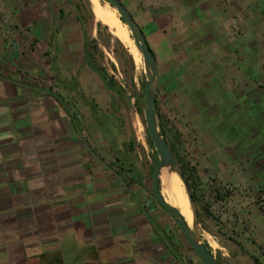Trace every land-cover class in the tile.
Masks as SVG:
<instances>
[{"label":"crops","instance_id":"obj_1","mask_svg":"<svg viewBox=\"0 0 264 264\" xmlns=\"http://www.w3.org/2000/svg\"><path fill=\"white\" fill-rule=\"evenodd\" d=\"M69 1L0 0V264H202L170 234L117 95L85 63ZM120 1L157 60V117L171 141L185 134L183 157L219 198L210 209L229 215L208 221L234 244L211 235L210 250L253 264L241 239L264 245V13L248 11L252 0ZM61 61L78 80L55 79ZM34 69L40 80L25 74Z\"/></svg>","mask_w":264,"mask_h":264},{"label":"rangeland","instance_id":"obj_2","mask_svg":"<svg viewBox=\"0 0 264 264\" xmlns=\"http://www.w3.org/2000/svg\"><path fill=\"white\" fill-rule=\"evenodd\" d=\"M76 3H77V0L74 2L70 0L69 8H67L65 13L71 18L72 20L71 23L74 24L75 25L74 27H76L77 29L78 40H81L82 36L84 35V32H83L82 23L77 19V11H76V6H75ZM100 3L105 8L110 7L109 5H107L108 3L105 0H100ZM249 4H250L249 10H248L249 12H253L254 14L264 13V0H252L250 1ZM89 6L91 9V5ZM110 8L114 9L112 7ZM83 12L86 18L84 27H85L86 36L89 42V50L93 52L95 62L98 65L103 66L106 69V71L115 78L118 84L123 88V92H126L128 95H130V101H128L126 100L125 97H121L116 94L118 103H119V110L121 112L120 114H122L123 127L126 131L131 133L134 137L136 147H137V152L140 155V158H141L140 160L142 162V165L145 168V172L147 176V188L151 192L150 166L152 165L153 159H154V154H153L154 148L150 147L148 144L147 136H146V127H145V123L143 120V113L141 114L138 113L137 106H136L137 96L138 94L142 93L141 82H144L145 80V73H144V68H143L142 57L139 51L137 50V48H135L136 46H135V43L133 41L131 34H130L131 42L129 43L124 42L122 39H120L117 35H115L110 30L109 26L106 23L99 20L97 17H94V15L90 16L88 13L87 7L83 8ZM56 40L59 41V38H57ZM245 40L247 41L251 40L249 34L245 38L241 39V41H245ZM38 46H40L41 48L43 45L40 43ZM58 51H60L59 47H58ZM245 51H246V57L250 59L253 56L252 52H250L247 48H245ZM232 53L235 54L234 50L232 51ZM241 57H243V54L240 57H238L240 61L236 65L237 67L239 66V68L242 70L243 74L245 75L244 70H245V67H248L247 66L248 64L246 63V61L248 60L245 59L244 57L241 59ZM50 69H51V72L53 73V76L54 77L57 76L55 77V79L59 78L60 80H78L76 79V75H74L75 70L73 69L70 70L67 67V65H65V63H63L62 61L54 65L52 64V66H50ZM35 70L36 69L27 70L28 72H25L26 75L30 76L29 80H40L36 78L35 76L31 77L33 73L37 74V70L36 72ZM240 74L235 77L236 80L239 78L243 79V77H245L243 76V74L242 75ZM73 75L74 77H72ZM92 78H94L93 80H99L97 78V75L94 73H92ZM109 94H115V93L110 91ZM59 102L61 103L62 101L59 99ZM226 105L229 106L228 104ZM140 106L142 108V97H141ZM170 108L171 106L168 104V101H160L159 110L160 112L166 115L167 123L172 124L173 127L176 129H180L179 127L181 126V124L179 122V118L177 120L174 114L171 113ZM137 135L138 137H140L138 140H137ZM184 135L185 134H183V136ZM183 136H179L178 134L176 136L175 141L177 142V145L180 147V151H179L180 154L183 156L184 155L187 156L186 154V152L188 151V149H186L187 139L184 137L185 138L184 139L185 142H184ZM252 154H253L252 155L253 158H255L256 156H258V154H260V152L255 148L252 151ZM214 156H216V158L219 159V152H216V155ZM48 196L49 194L46 195L45 200H47ZM222 206L224 205L222 204L219 208L216 209L217 210L216 213L219 216L221 215V217H219L220 221L216 223L217 225L228 221L229 215L225 214V212L222 214L219 213V210L224 211L225 209V208H222ZM262 206L264 207V201H263ZM168 227L170 229V234L173 235L175 238H177L180 242H182L184 246L182 248V251L193 254L194 252L192 248L190 247L189 243L184 238L183 234L180 232V230L175 225L174 221L169 215H168ZM224 230L228 232L231 231V235L234 239H240L242 236L239 230L237 231H235L234 229L230 230L229 227L228 228L224 227ZM212 231L213 230L211 228L210 222L208 221V218L206 216H202L201 222L199 220V233H200L201 240L204 243L208 245L207 240H211L209 236L215 235L216 239L215 238L214 239L218 240L219 243L226 244V245L230 244V246L234 244V242L231 241L230 238H227V236H225V233L223 232V230L216 229V234H213ZM241 240L245 244V250H247L251 254L258 255L261 258V260L264 262V245L263 244L253 243L252 241H249V240H248L249 242H247L244 240V238ZM257 242H260V240L258 239ZM211 250L214 253V255H216V257H220V258L222 257L220 252L229 251L228 249H225L224 251L223 249L218 251V249L213 250L212 248ZM222 261L225 264H238L236 261L230 260V259L222 258Z\"/></svg>","mask_w":264,"mask_h":264},{"label":"water","instance_id":"obj_3","mask_svg":"<svg viewBox=\"0 0 264 264\" xmlns=\"http://www.w3.org/2000/svg\"><path fill=\"white\" fill-rule=\"evenodd\" d=\"M89 1V0H88ZM108 5L116 10L120 20L128 27L133 38L135 46L139 51L145 73L142 92V113L146 130L153 144L157 163L151 172V193L155 200L164 208L167 214L172 218L184 238L189 243L193 252L202 264H222L214 253L207 248L201 240L199 233V217L196 203L192 196V190L186 180L180 164L170 150L165 136L162 134L158 118L155 112L156 106V80L158 75V66L156 57L150 48L142 29L126 7L120 0H106ZM90 3V2H89ZM91 5V4H89ZM126 100L130 101V95L123 92ZM163 168H168L178 176L187 196L189 207L192 214V224L188 226L179 211L170 205L164 199L161 193L160 172Z\"/></svg>","mask_w":264,"mask_h":264},{"label":"trees","instance_id":"obj_4","mask_svg":"<svg viewBox=\"0 0 264 264\" xmlns=\"http://www.w3.org/2000/svg\"><path fill=\"white\" fill-rule=\"evenodd\" d=\"M89 4L90 3L88 0H77V3L75 5L76 11H77V19L83 25L82 27H83V32H84V47H85L84 48V60H85V63L94 73H96V75L99 77V79L103 82L104 86L108 90L114 92L115 94L121 97H124L123 88L118 84L115 78L106 71V69L103 66H100L95 62L93 52L89 50V42L86 36L85 27H84L86 18L83 12V8L87 7L89 15L90 16L94 15V12L92 9H90ZM143 83L144 82H141L142 92H143ZM141 97H142V93L138 94L137 99H136L137 111L140 114L142 113V108L140 106ZM156 109H157V101H156V106H155V112L157 114ZM157 118H158V124H159L160 130L162 134L165 136L167 144L169 145L171 152L173 153L176 160L180 164L183 174L186 180L188 181L189 186L192 190V196L194 198V201L198 209V216H199L200 222H201L202 216H206L207 218L209 217L211 220L217 223L218 221H220L219 215L213 212L210 209V206L214 201H217L219 198L216 195H214V200H211L210 197H205L206 193L211 195L213 189H210L209 187H207L205 191V189L203 188L202 182L200 181V178L196 173L195 167L190 165V163L185 160L183 155L180 154L179 150L175 146L176 142L174 141L176 140L177 133L175 132L171 133L172 137H174L173 141H171L169 139V134H168L171 132V130L167 126L165 119L163 117H157ZM146 136H147V141H148L149 146L154 148L149 138L147 130H146ZM153 154H154V159H153L152 165L150 166V174L152 172L154 165L157 163V156L155 154V151H153ZM223 192H224V195H228L227 191L224 190ZM204 244L207 246L208 249H210V247L206 243ZM251 259L253 261V264H264L261 258L256 254H251ZM218 260L220 261L219 258Z\"/></svg>","mask_w":264,"mask_h":264},{"label":"bare ground","instance_id":"obj_5","mask_svg":"<svg viewBox=\"0 0 264 264\" xmlns=\"http://www.w3.org/2000/svg\"><path fill=\"white\" fill-rule=\"evenodd\" d=\"M95 17L106 23L110 30L124 42H131L128 27L120 20L115 9L103 7L100 0H89ZM106 4V3H105ZM108 5V4H107ZM136 48V47H135ZM161 193L170 205L174 206L188 226L192 224V214L185 190L175 172L163 168L160 172Z\"/></svg>","mask_w":264,"mask_h":264}]
</instances>
